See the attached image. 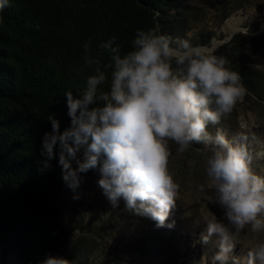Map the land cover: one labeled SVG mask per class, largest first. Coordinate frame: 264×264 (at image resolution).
Masks as SVG:
<instances>
[{
	"label": "clouds",
	"instance_id": "9594fccd",
	"mask_svg": "<svg viewBox=\"0 0 264 264\" xmlns=\"http://www.w3.org/2000/svg\"><path fill=\"white\" fill-rule=\"evenodd\" d=\"M8 4L0 0V13ZM247 31L242 28L241 34ZM193 35L174 38L157 23L137 29L126 52L115 37L109 38L97 45L110 57L103 66L85 43L84 62L95 74L88 76L82 94L65 93L66 127L61 128L54 114L48 117L50 129L41 138L43 167L50 168L56 159L63 182L73 192L81 173L96 169L97 184L113 208L122 199L126 210L163 227L180 187L169 170L171 144L179 153L201 145L197 151L204 156L206 184L200 191L207 189L209 202L223 210V219L203 217L201 242L208 244L214 237L216 251L205 253L202 264H264V241L239 258L233 255L246 228L264 232V176L253 168L264 152L249 150L245 131L231 140L222 128L209 131L232 114L247 90L239 73L226 66L228 60L216 54L217 47L193 44ZM241 121V129H250V121ZM40 264L71 261L49 254Z\"/></svg>",
	"mask_w": 264,
	"mask_h": 264
},
{
	"label": "trees",
	"instance_id": "16d2710c",
	"mask_svg": "<svg viewBox=\"0 0 264 264\" xmlns=\"http://www.w3.org/2000/svg\"><path fill=\"white\" fill-rule=\"evenodd\" d=\"M182 1L9 0L0 13V264H40L49 254L80 264L61 220L69 189L61 167L56 159L43 167L48 117L54 114L66 127L65 93L82 94L95 74L84 62L85 43L103 66L110 57L98 49L100 42L115 37L126 52L137 29L159 23L169 34L168 16ZM238 39L233 43L241 47L245 42ZM229 63L243 86L264 99V72ZM101 87L108 89L107 83ZM86 244L91 253L98 243Z\"/></svg>",
	"mask_w": 264,
	"mask_h": 264
},
{
	"label": "rangeland",
	"instance_id": "374dc122",
	"mask_svg": "<svg viewBox=\"0 0 264 264\" xmlns=\"http://www.w3.org/2000/svg\"><path fill=\"white\" fill-rule=\"evenodd\" d=\"M242 28L248 30L246 35L241 34ZM167 30L174 38H188V33H194L193 44L211 43L217 47V55L235 66L264 72V0H183L178 9L170 11ZM238 36L242 40L235 42H245L241 47L233 43ZM246 90L244 101L219 125H210L209 131L214 134L216 128H222L230 140L245 131L249 150L264 152V99ZM241 117L251 122L250 129L240 128ZM200 147L193 145L179 153L171 144L169 170L180 187L176 205L163 227L126 210L122 199L113 208L97 184L98 170L81 173L79 188L67 191L61 218L75 243L74 253L80 264H202L205 253L211 256L216 251L215 238L208 244L201 242L206 231L203 217L214 214L223 219V210L209 202L207 189L200 191L206 184L204 156L197 151ZM71 164L76 167L75 160ZM253 168L264 176V159L254 160ZM89 241L98 243L91 253L86 249ZM261 241L264 232L253 233L249 226L238 237L234 257L239 258Z\"/></svg>",
	"mask_w": 264,
	"mask_h": 264
},
{
	"label": "bare ground",
	"instance_id": "6f19581e",
	"mask_svg": "<svg viewBox=\"0 0 264 264\" xmlns=\"http://www.w3.org/2000/svg\"><path fill=\"white\" fill-rule=\"evenodd\" d=\"M216 43V42H215Z\"/></svg>",
	"mask_w": 264,
	"mask_h": 264
}]
</instances>
